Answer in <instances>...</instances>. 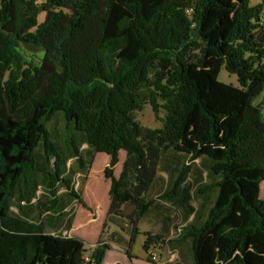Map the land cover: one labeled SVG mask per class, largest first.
Returning <instances> with one entry per match:
<instances>
[{"label": "trees", "instance_id": "16d2710c", "mask_svg": "<svg viewBox=\"0 0 264 264\" xmlns=\"http://www.w3.org/2000/svg\"><path fill=\"white\" fill-rule=\"evenodd\" d=\"M253 1L101 0L98 11L97 0H0V264H103L111 246L102 236L89 244L46 227L55 215L64 230L71 226L59 191L88 209L70 175L86 174L96 153L109 156L106 215L129 223L131 248L152 205L167 202L183 182L179 174L172 188L147 197L161 154L196 159L204 146L222 151L206 155L214 201L200 224L166 241L169 250L176 254L188 241L189 264H200L214 232L227 245L209 264H253L247 251L264 253V0ZM209 53L236 77L245 95L240 110L214 111L190 75ZM145 105L159 127L137 120ZM196 109L206 134L186 136ZM56 115L60 144L47 127ZM224 119L236 120L231 135ZM120 151L125 160L115 177ZM144 237L146 253L162 241Z\"/></svg>", "mask_w": 264, "mask_h": 264}, {"label": "crops", "instance_id": "0c3cea01", "mask_svg": "<svg viewBox=\"0 0 264 264\" xmlns=\"http://www.w3.org/2000/svg\"><path fill=\"white\" fill-rule=\"evenodd\" d=\"M203 69H205V67ZM206 89L208 94L210 93L209 96L210 100L213 103V106L217 109H220V107H218L214 103L213 97H211L210 88L208 87ZM191 118L195 120L194 124L200 123L201 121H206L203 117H200V115L199 117H196L195 115L193 117V113L190 115L188 120H190ZM185 131H187L186 127ZM185 131L184 134L186 135L187 132ZM186 146L188 148L195 147H189L187 144ZM204 147L201 148V157H198L196 159H190L189 155L186 156L184 154H178L172 151L162 153L159 160L156 178L154 179L151 187L149 188V191L147 192L148 198H151L153 194L154 196L161 194L166 189H170L175 185L176 179L179 174L183 177V182L180 187H176L175 194L172 195V197L167 202L156 201L149 209V211L145 214V216L141 219L138 225L142 232H149L151 234L161 236L162 241L158 244H165L167 249L166 252L173 253L171 250H169L166 241L174 238V236L180 231V229L187 224H200L207 215V212L214 201L216 191L212 186L215 182V178L209 172V168L212 164V159L206 156L212 150V147L209 146L207 152L203 150ZM82 154L85 157L87 154H89V152L83 151ZM118 160V163L114 167L115 177L119 175L122 164L125 160L124 151L119 152ZM71 162H73L72 159L70 160V164ZM108 162L109 156L107 154L96 153L93 157L92 164L88 172L86 174L76 173L77 176L82 177V180L80 181V188L78 191L81 192L82 199L88 209L84 208L74 201H69V197L65 193H62V191H59V193H61L60 199H62L63 203L68 206V209L66 208L65 211L71 214V226L69 230H64V223L58 222V218L55 215L53 217V225H50L49 222H47L46 227L48 231L57 230L61 233L72 235L71 231L74 228L80 227V232L78 234H74V236L84 239L89 244H94L97 241L99 235L94 240L84 238L86 235L84 234V228L87 226L89 227L94 223L95 230H100L104 225L105 218L107 217L106 214L109 206L108 191L110 183L109 180L103 177V170L107 166ZM91 172L100 174V177L102 179L99 180L97 186L90 188V191L87 195L91 199L87 198L86 201L84 197V193H86V191L85 188L83 191L81 186L85 185L86 187V182ZM184 185H186V188H184ZM44 200L45 198L43 197V199L41 200L42 206ZM72 206L75 207L72 212H69ZM124 207L129 206H123L122 209ZM129 208L131 212L132 208ZM78 209H81L79 213L81 214V216H77ZM130 212H126L124 214ZM99 214L101 215L97 219ZM90 216L95 217L91 220L93 222L89 223ZM81 226L85 227L81 228ZM82 234H84V236ZM135 243L136 241L132 244L131 248L127 249L128 238H126L125 236V239L121 243V248L116 249L115 245L109 242L111 249L106 252L103 264H145L142 263L140 261V258L135 256L133 253V247ZM226 245L227 242L225 239L216 237L214 232L209 233L205 238L200 250V264H209L214 258L216 252L224 249ZM179 248L180 250L176 252L177 260L174 261L173 264H189L191 258L189 242H183L181 246L179 245ZM126 250L129 251L131 257H128V255L126 254ZM112 251L114 252V255L112 256V258H108L109 252ZM250 253L253 252L248 250L246 253V257L251 263H264V253H258L257 256H254L253 260L250 259L252 258V256H250ZM171 260L172 258L170 257L167 261Z\"/></svg>", "mask_w": 264, "mask_h": 264}, {"label": "rangeland", "instance_id": "374dc122", "mask_svg": "<svg viewBox=\"0 0 264 264\" xmlns=\"http://www.w3.org/2000/svg\"><path fill=\"white\" fill-rule=\"evenodd\" d=\"M256 1L257 0H254L253 2H256ZM97 10L98 11L103 10V5H102L101 0H97ZM43 18H44V14H41L38 17V21L41 22ZM25 54L28 56L33 55V54L39 55L37 51L30 50L29 48H26ZM204 67L205 69H203ZM204 67L199 68V67L191 66L189 69V73L198 82L201 88L202 96L204 97V100L207 102V104L216 112H220V111L227 112L232 109L239 110L245 99V95L242 92V90L239 88V86L237 85L236 77L234 75L228 74L224 70L221 61L219 59H216L210 53L207 55L206 63ZM208 87L210 88L211 97H213L214 103L216 105L219 104L220 106L218 107H220V109H217L216 107L213 106V103L210 100V96H209L210 93L208 94L207 89H206ZM194 115L196 117H199V112L197 109L193 113V117ZM137 120L140 122L141 125L148 127V128H156L160 126V123L157 120H155L149 105H145L143 110L137 113ZM194 121L195 120L192 118L188 120L186 124L187 131H185L187 132L186 136H194V135L204 136L207 131V122L201 121L200 123L194 124ZM222 122L226 126L229 127V130H230L229 135H231L234 132L236 120L224 119ZM47 127L52 133L59 136L60 139L58 140V142L60 144L61 137H64V133H62L63 129H62V120L60 118V115H56L54 119L47 124ZM186 144L189 147H193L196 145V143L192 140H188ZM208 148L209 146L208 147L205 146L203 150L207 152ZM212 150L215 155L217 156L222 155V151L220 148H212ZM68 166H71L70 161H68ZM70 177H72V179L74 180L72 181L75 184V189L79 190L80 181L82 180V177L77 176V174H74V175L72 174L70 175ZM101 179L102 178L100 177V174L96 172H91L86 182V187L85 185L81 186L83 191L85 188L86 193H84V197L86 201H87V198L91 199L87 195L90 191V188L97 186L99 180ZM40 194H41V190H38L36 197H38ZM153 197H154V194L151 196V198ZM260 197L264 201V182H262L260 186ZM13 205L14 204H12V206ZM74 207L75 206H72L69 212H72ZM128 208L129 207H124L122 209L123 214L126 212H130V208L129 210ZM11 210L12 212H15V208H11ZM80 210L81 209H78L77 216H81V214H79ZM100 215L101 214H99L97 219L100 217ZM94 217L95 216L89 217L90 219L89 223L93 222L91 220ZM82 227H85V226H81V228ZM94 230H95L94 223L90 225L89 227L88 226L85 227L84 234L86 235L84 238H87L89 240H94L99 235L105 238L108 242L113 243L116 249H120L122 245L121 243L125 239V236L126 238L129 237V232L131 230V227L124 218L116 217V216H109L105 218L103 228H101L100 230H97V229L95 231ZM79 232H80V227L74 228L71 231V234L74 235V234H78ZM138 233L139 234L135 237V240H134V242L136 241V243L133 247V253L135 256L140 258V261L142 263H145V264H173V262L176 261V254L174 252L173 253L166 252L167 249H166L165 244L163 243L161 244L156 243L153 245L152 244L149 245L148 251L146 253L143 249V242L145 240V237H144L145 232H142L141 229L138 227ZM84 234L82 235L84 236ZM139 238H141L142 240ZM141 241H142V244H141ZM113 255H114L113 251L109 252L108 258H112ZM152 255L156 256L155 259L152 258ZM257 255L258 254L250 253V256H252V258L250 259L253 260L254 256H257ZM148 257L149 259H147ZM170 257L172 258V260L167 261ZM201 262H202V259H201Z\"/></svg>", "mask_w": 264, "mask_h": 264}, {"label": "built area", "instance_id": "2783aa9c", "mask_svg": "<svg viewBox=\"0 0 264 264\" xmlns=\"http://www.w3.org/2000/svg\"><path fill=\"white\" fill-rule=\"evenodd\" d=\"M155 257H156L155 255H152V258H153V259H155Z\"/></svg>", "mask_w": 264, "mask_h": 264}]
</instances>
